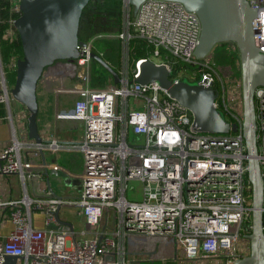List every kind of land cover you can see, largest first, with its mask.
Instances as JSON below:
<instances>
[{"label":"built area","instance_id":"1","mask_svg":"<svg viewBox=\"0 0 264 264\" xmlns=\"http://www.w3.org/2000/svg\"><path fill=\"white\" fill-rule=\"evenodd\" d=\"M7 1V15L3 17L0 12V27L6 24L5 36L13 39L14 24L21 15L20 0ZM247 2L257 10L252 20L253 37L255 46L264 54V0ZM122 4L120 29L82 39L86 44L77 46L76 71H67L64 77L62 69L68 65L61 66L53 79L54 96L74 97L72 109L58 113V117L81 124L80 139L68 145L82 153L81 170L68 173L78 180V196L0 199V264L6 256L18 257L15 264H133L127 254L145 255L147 261L157 259L162 252L159 245H150L143 253L129 252L127 237L133 234L170 242L174 259L179 247L186 259L211 257L223 251L224 264H232L248 253L228 252L240 236L250 234L253 210L242 115L230 109H239L238 69L231 62L217 63L211 53L201 59L195 57L200 20L181 3L144 0L135 13L126 1L122 0ZM111 37L122 43V54L126 56L118 69L121 80L93 85V42ZM134 38L141 39L156 56L161 51L168 54L166 60L154 62L167 68L173 83L182 80L179 63L190 64L193 81L214 89L213 107L222 110L226 121L237 124L239 129L219 134L200 131L193 126L191 111L158 82H136L139 66L148 57L132 59L130 63V43ZM227 46L236 50L234 44ZM17 60L11 57L7 68L16 69ZM47 79L44 71L39 81ZM11 87L0 59V104L8 105ZM131 96L133 104L129 102ZM138 99L144 100L142 108ZM254 108L264 235V85L254 90ZM130 131L134 135L131 140ZM58 147L55 137L38 145L19 141L13 134L8 145L0 146V175L17 174L25 185V181L39 175L34 172L37 167L46 166L24 157L27 150L34 148L37 154L44 148L55 151ZM133 180L142 183L140 200L126 197L127 182ZM64 205L77 208L79 225L61 219ZM57 207L59 219L71 223L72 229L57 220ZM34 211L44 216L42 228L34 226ZM108 211L119 215L111 226H107ZM8 221L11 227L3 232Z\"/></svg>","mask_w":264,"mask_h":264},{"label":"water","instance_id":"2","mask_svg":"<svg viewBox=\"0 0 264 264\" xmlns=\"http://www.w3.org/2000/svg\"><path fill=\"white\" fill-rule=\"evenodd\" d=\"M91 0H20L21 15L15 21L22 57L16 62V75L11 87V97L28 111V138L34 144L49 143L40 135L37 126V84L46 68L57 60H75L79 56L77 46L85 45L79 38L82 11ZM135 13L144 0H124ZM181 3L187 10L197 14L201 31L195 49L197 59L204 58L220 43L234 44L239 52L241 77L242 124L241 131L248 154L247 177L252 189V226L246 237L248 253L233 260L232 264H264V235L262 230L263 191L261 172L256 158L254 90L264 85V54L255 46L252 20L257 10L247 0H169ZM91 57L111 76L116 84L120 76L98 53ZM135 81L146 84L158 82L162 89L188 108L193 115V126L200 131L219 134L230 129H239L237 124L226 121L213 107L216 97L214 89L197 82L183 80L173 83L163 64L144 60L139 66ZM66 185H78L77 179H65ZM56 196V195H55ZM60 198L61 196H56ZM59 207L55 211L57 220L72 229V224L59 219ZM176 252V249L174 250ZM18 257L6 256L2 264H15Z\"/></svg>","mask_w":264,"mask_h":264},{"label":"rangeland","instance_id":"3","mask_svg":"<svg viewBox=\"0 0 264 264\" xmlns=\"http://www.w3.org/2000/svg\"><path fill=\"white\" fill-rule=\"evenodd\" d=\"M102 2H93V5L95 7H98L97 10H99V13H96V17L94 19H90L88 17V11L85 12L83 15V18L81 20L80 26H79V38L80 39H87L88 37L92 36L93 34L103 32V31H117L118 28V22L123 16V4L120 5L117 0H105L102 5H100ZM94 6H92L94 8ZM133 9L130 6V10ZM133 11V10H132ZM102 12V13H101ZM132 12L130 15L132 16ZM110 28V29H109ZM94 49L98 52H101L103 54V59L113 68V69H120L122 67V63L126 56L123 57V50H122V43L114 37L111 38H98L94 40ZM142 48H144L147 57L149 60L160 62L162 60H166V55H168L165 51H161L159 56H156L153 54L152 50L147 47V45L143 42ZM130 49L132 50V46L130 43ZM237 49V48H236ZM130 50V52H131ZM211 54H213V58L217 63H226L231 62L235 64L236 69L240 71V60H239V52L238 50L231 49L227 46V44H218L214 47V49L211 51ZM102 57V56H101ZM133 58L131 57V53L129 54V60L131 63V60ZM126 60V59H125ZM54 66H67V68H63V76L65 77L66 72L73 73L76 71V66L74 60H57L53 64ZM179 66L181 67L179 70V75L181 76L182 80L187 83H195L196 81H193V73L192 68L190 67V64H186L183 62L179 63ZM46 71V69H45ZM239 75L240 77V73ZM91 80L92 84L96 86H103L106 83H111L112 76L107 74L106 70L95 60H92L91 62ZM230 95L229 92H227V96ZM44 94L39 93V101L42 105V115L43 111L47 109L50 101V96L48 95L47 99L45 101ZM63 98V97H62ZM66 98V104H70L71 99L74 98L71 95H67ZM135 101L134 96H131L129 98L130 104H133ZM48 102V103H47ZM73 102V99H72ZM138 105L139 108H142L144 104V100L138 99ZM60 104H63V100L60 101ZM237 105L239 109L236 107H230V109L239 115H242L241 111V96L239 97L237 101ZM226 120V116L224 115V112L222 110H218ZM61 114V111H60ZM75 131H71V133H74ZM134 137L132 131H130V139ZM58 151V150H57ZM62 150H59L60 152ZM63 151H69L71 154L79 155L81 154L78 150H63ZM51 191L56 196H62V197H77L78 196V187L77 186H68L64 182V176L61 173L57 172V177L54 178V180H51ZM126 197L128 199H135L140 200L143 197V186L140 181L133 180L127 182L126 187ZM77 208L74 205H64L60 212V217L63 220H68L74 223V225H79V217L75 213ZM118 213H114L112 211H108V221L107 226H111L112 222L114 220L118 219ZM106 216L103 217V220L101 222V226L105 223ZM34 226L36 228H42L44 226V216L42 212L38 211L37 215L35 214L33 217ZM82 226V223H81ZM156 244L159 245L162 252L158 254L157 259H154L153 261H147L144 259L145 255L142 254H127V257L129 260H133V264H224L225 259L223 254L224 252L221 251L219 254L211 257H204L199 256L194 259H186L183 257L182 250L180 247L177 251V258H173V255L171 253V245H161L156 240H152V238L145 236V235H138L133 234L131 236L127 237V248L129 249V252L133 253H143L144 251L148 250V247H150V244ZM249 245V240L244 237L240 236L238 240L233 244L231 249L228 251L229 253H243L247 252ZM135 260H137L135 262ZM139 260V261H138ZM19 264V263H18Z\"/></svg>","mask_w":264,"mask_h":264},{"label":"crops","instance_id":"4","mask_svg":"<svg viewBox=\"0 0 264 264\" xmlns=\"http://www.w3.org/2000/svg\"><path fill=\"white\" fill-rule=\"evenodd\" d=\"M59 66H50L46 68L45 76L48 77L46 81H39L37 85V99H38V114H37V126L40 135L45 140H50L55 137L59 143L58 152L53 151L49 148H44L42 152L36 154V149L30 148L25 153L37 164L45 163V167H37L34 172L36 175L32 179L25 181V185L17 174L0 175V199L7 201L10 199H18L24 195L30 197H48L54 195L51 191V180L53 181L57 177V172L64 176V180H72L70 174L78 173L82 168V153L79 155L70 154L69 151L63 150H76L68 148L70 143H74L80 139L81 135V124L77 120L65 119L58 117V113H63L70 111L72 109V99L70 104H66L67 95L60 94L54 96L52 93V88L55 85L53 79L57 78L56 73H58ZM39 93H43L44 96H50V101L47 109L43 111L42 115V105L39 101ZM45 101L49 98H45ZM63 97V98H62ZM63 100V104L60 101ZM48 103V102H47ZM10 116V117H9ZM27 109L18 101L14 100L12 97L9 100L8 105L3 103L0 104V146H6L11 142L13 134L19 141L31 144L33 142L28 138L27 129ZM71 131H75L71 133ZM79 152V150H78ZM33 153V154H32ZM31 154V155H29ZM58 167L54 169L53 167ZM70 186V185H68ZM74 186V185H71ZM38 211L33 212V217ZM11 227L8 221L3 228V232H7ZM162 241V242H161ZM161 245H168L170 242H163V240L156 239ZM150 245H157L152 243Z\"/></svg>","mask_w":264,"mask_h":264},{"label":"trees","instance_id":"5","mask_svg":"<svg viewBox=\"0 0 264 264\" xmlns=\"http://www.w3.org/2000/svg\"><path fill=\"white\" fill-rule=\"evenodd\" d=\"M94 1L102 2V3H100V5H102L105 0H91L87 4V6H85V8L83 9L81 20H82L83 15L85 14L86 11H88V17L90 19H94L96 17V13L92 14L90 12V10L88 9L89 7L93 8L92 6H94L93 5ZM117 1L121 5V1L122 0H117ZM0 3H1L0 12L2 13V16L5 17L7 15L6 13H7V9H8L9 3H8L7 0H0ZM81 20H80V23H81ZM120 22H121V19L118 22L117 30L120 29ZM5 29H6V24H2L1 27H0V59H1L2 65L4 66V69L6 70L7 82H8L9 85L12 86L14 84V81H15L16 69H12V70L8 69L7 68V63L9 62L11 57H14L16 59H19V58L22 57V46H21V42H20V38H19L17 30L15 31V33H16L15 38L9 39V38H7L5 36ZM220 44H222V43H220ZM223 44H227V43H223ZM142 45H143V41L141 39H139V38H134L131 41L132 50H131L130 53H131V57L134 60L135 59H139V58L147 57V54L144 51L145 49L142 48ZM236 50H238V49H236ZM94 52L98 53L103 58V54L101 52H98L96 50H94ZM114 70L118 72L117 69H114ZM239 73H240V71H238V74ZM107 74L109 75L108 72H107ZM250 197L252 199V189H251V192H250Z\"/></svg>","mask_w":264,"mask_h":264},{"label":"flooded vegetation","instance_id":"6","mask_svg":"<svg viewBox=\"0 0 264 264\" xmlns=\"http://www.w3.org/2000/svg\"><path fill=\"white\" fill-rule=\"evenodd\" d=\"M89 10H90V12L92 13V14H95V13H99L100 11L99 10H97L98 9V7H95L94 6V8H88ZM102 13V12H101Z\"/></svg>","mask_w":264,"mask_h":264}]
</instances>
